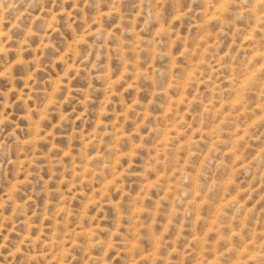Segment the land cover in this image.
Returning a JSON list of instances; mask_svg holds the SVG:
<instances>
[{
	"label": "clouds",
	"instance_id": "obj_1",
	"mask_svg": "<svg viewBox=\"0 0 264 264\" xmlns=\"http://www.w3.org/2000/svg\"><path fill=\"white\" fill-rule=\"evenodd\" d=\"M0 264H264V0H0Z\"/></svg>",
	"mask_w": 264,
	"mask_h": 264
}]
</instances>
